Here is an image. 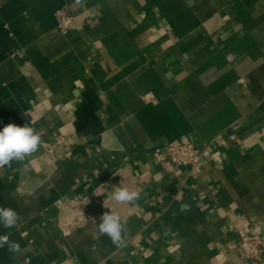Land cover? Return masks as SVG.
<instances>
[{
    "label": "crops",
    "instance_id": "1",
    "mask_svg": "<svg viewBox=\"0 0 264 264\" xmlns=\"http://www.w3.org/2000/svg\"><path fill=\"white\" fill-rule=\"evenodd\" d=\"M8 123L42 139L0 169V207L21 225L0 227L20 246L0 264H264L232 248L252 232L264 247V0H0ZM182 138L204 154L167 171ZM105 211L122 247L94 230Z\"/></svg>",
    "mask_w": 264,
    "mask_h": 264
},
{
    "label": "clouds",
    "instance_id": "2",
    "mask_svg": "<svg viewBox=\"0 0 264 264\" xmlns=\"http://www.w3.org/2000/svg\"><path fill=\"white\" fill-rule=\"evenodd\" d=\"M41 139V132L27 123L23 126L14 123L6 124L0 130V168L10 167L13 161L19 162L29 158L38 151ZM111 198L117 202L132 203L139 198V195L136 191H130L127 188H117ZM187 208L188 205H181V211H186ZM20 226V216L14 209L0 207V227L19 228ZM94 230L99 236L107 235L116 246L124 245L125 239L122 236L124 226L116 212L105 211L99 217V223L94 225ZM5 244H8L10 251L20 250L18 243L9 241L6 235H0V247Z\"/></svg>",
    "mask_w": 264,
    "mask_h": 264
},
{
    "label": "built area",
    "instance_id": "3",
    "mask_svg": "<svg viewBox=\"0 0 264 264\" xmlns=\"http://www.w3.org/2000/svg\"><path fill=\"white\" fill-rule=\"evenodd\" d=\"M54 15L56 19V28L61 33H65L73 27V15L66 8L56 10ZM55 144H64V139L61 135L56 136ZM45 148L50 154L54 152V145H47ZM165 151V169L167 171H173L181 165H189L194 168L200 162L204 154L203 150L199 149L193 141L187 138L175 139L168 142L165 145ZM72 218L75 220L80 219L81 212H75L72 214ZM232 248H234L239 257L245 261L259 260L264 251L262 238L255 232L242 235L239 240L232 245Z\"/></svg>",
    "mask_w": 264,
    "mask_h": 264
}]
</instances>
